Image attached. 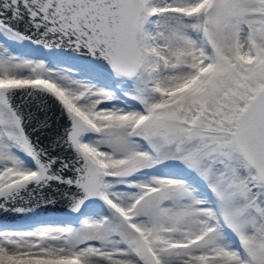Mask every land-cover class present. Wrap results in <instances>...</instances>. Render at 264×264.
Segmentation results:
<instances>
[{"label":"snow or ice","instance_id":"obj_1","mask_svg":"<svg viewBox=\"0 0 264 264\" xmlns=\"http://www.w3.org/2000/svg\"><path fill=\"white\" fill-rule=\"evenodd\" d=\"M0 264H264V0H0Z\"/></svg>","mask_w":264,"mask_h":264}]
</instances>
